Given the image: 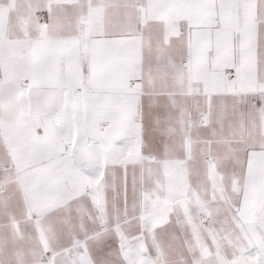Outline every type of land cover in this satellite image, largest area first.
<instances>
[{
    "label": "snow or ice",
    "instance_id": "snow-or-ice-1",
    "mask_svg": "<svg viewBox=\"0 0 264 264\" xmlns=\"http://www.w3.org/2000/svg\"><path fill=\"white\" fill-rule=\"evenodd\" d=\"M0 264H264V0H0Z\"/></svg>",
    "mask_w": 264,
    "mask_h": 264
}]
</instances>
